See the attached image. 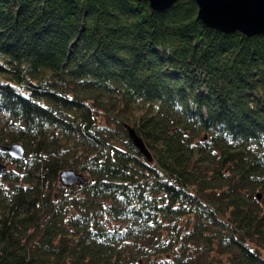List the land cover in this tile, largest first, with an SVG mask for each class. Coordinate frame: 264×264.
I'll return each mask as SVG.
<instances>
[{"label": "trees", "instance_id": "trees-1", "mask_svg": "<svg viewBox=\"0 0 264 264\" xmlns=\"http://www.w3.org/2000/svg\"><path fill=\"white\" fill-rule=\"evenodd\" d=\"M197 14L0 0V264H264V35Z\"/></svg>", "mask_w": 264, "mask_h": 264}, {"label": "water", "instance_id": "water-1", "mask_svg": "<svg viewBox=\"0 0 264 264\" xmlns=\"http://www.w3.org/2000/svg\"><path fill=\"white\" fill-rule=\"evenodd\" d=\"M148 3L157 12L165 11L181 0H136ZM198 7L197 17L207 27L225 34L240 32L248 37L264 35V0H192ZM129 137L136 149L146 158L149 151L132 129ZM0 152L13 160L24 158V149L20 144L0 146ZM6 172V166L0 159V179ZM85 177L74 170H65L59 175V183L64 188L83 187ZM260 200V194L257 195Z\"/></svg>", "mask_w": 264, "mask_h": 264}, {"label": "rangeland", "instance_id": "rangeland-1", "mask_svg": "<svg viewBox=\"0 0 264 264\" xmlns=\"http://www.w3.org/2000/svg\"><path fill=\"white\" fill-rule=\"evenodd\" d=\"M2 163L6 166V168H7L6 170H12L13 169V167L11 165L7 164L6 162H2Z\"/></svg>", "mask_w": 264, "mask_h": 264}]
</instances>
